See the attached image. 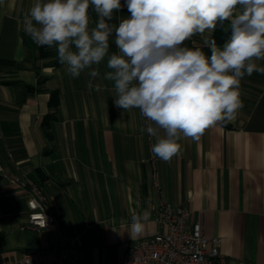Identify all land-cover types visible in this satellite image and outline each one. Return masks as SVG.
<instances>
[{
  "label": "crops",
  "instance_id": "1",
  "mask_svg": "<svg viewBox=\"0 0 264 264\" xmlns=\"http://www.w3.org/2000/svg\"><path fill=\"white\" fill-rule=\"evenodd\" d=\"M34 3L0 0V264H21L25 249L58 242L53 233L20 228L28 220V191L11 178L22 173L41 185L62 227L79 235L80 264H122L132 241L165 231L161 198L188 207L190 222L220 237L231 264H264V73L241 79L243 107L235 119L206 128L198 140L181 134L180 151L164 161L151 151L152 122L139 109L114 104V83L103 78L107 57L93 66L99 76L87 69L73 78L56 47L26 34L24 17ZM121 4L117 25L130 16ZM89 17L91 29L98 20L91 7ZM215 31L183 46L210 56L204 40L211 43ZM109 44L110 54L118 52L114 36ZM252 62L264 67V59ZM144 211L145 230L131 237V217Z\"/></svg>",
  "mask_w": 264,
  "mask_h": 264
},
{
  "label": "clouds",
  "instance_id": "2",
  "mask_svg": "<svg viewBox=\"0 0 264 264\" xmlns=\"http://www.w3.org/2000/svg\"><path fill=\"white\" fill-rule=\"evenodd\" d=\"M124 6L130 16L117 25L121 0H35L24 31L38 45L56 47L73 78L87 69L99 76L93 66L107 57L103 78L114 83V104L139 109L152 122L146 129L156 137L151 151L168 161L180 151L181 134L198 140L206 128L235 119L243 107L241 79L264 73L252 62L264 59V0H124ZM90 7L98 17L91 29ZM225 21L230 35L222 47L204 40L210 56L183 46ZM113 36L118 52L110 54ZM149 216L132 215L131 237L145 230Z\"/></svg>",
  "mask_w": 264,
  "mask_h": 264
},
{
  "label": "built area",
  "instance_id": "3",
  "mask_svg": "<svg viewBox=\"0 0 264 264\" xmlns=\"http://www.w3.org/2000/svg\"><path fill=\"white\" fill-rule=\"evenodd\" d=\"M157 184V172H154ZM11 181L28 191V220L21 229L47 231L57 236L50 246L25 249L21 264H80L75 254L78 234L62 227L55 208L41 185L22 173ZM192 211L184 205H172L161 198L158 220L166 230L132 241L122 257V264H231L221 251V238L205 235L201 221L190 222Z\"/></svg>",
  "mask_w": 264,
  "mask_h": 264
},
{
  "label": "trees",
  "instance_id": "4",
  "mask_svg": "<svg viewBox=\"0 0 264 264\" xmlns=\"http://www.w3.org/2000/svg\"><path fill=\"white\" fill-rule=\"evenodd\" d=\"M229 35V27L226 25L225 21L223 27L218 25L216 28V31L212 37V41H215L217 44L223 43L229 38ZM54 100V102H56V98H54Z\"/></svg>",
  "mask_w": 264,
  "mask_h": 264
}]
</instances>
